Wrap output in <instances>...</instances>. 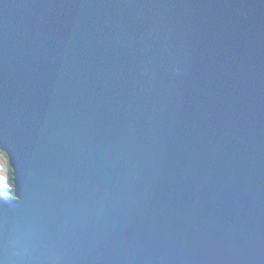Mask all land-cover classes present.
I'll return each mask as SVG.
<instances>
[{"label": "water", "instance_id": "95a60500", "mask_svg": "<svg viewBox=\"0 0 264 264\" xmlns=\"http://www.w3.org/2000/svg\"><path fill=\"white\" fill-rule=\"evenodd\" d=\"M0 264H264V0H0Z\"/></svg>", "mask_w": 264, "mask_h": 264}, {"label": "trees", "instance_id": "16d2710c", "mask_svg": "<svg viewBox=\"0 0 264 264\" xmlns=\"http://www.w3.org/2000/svg\"><path fill=\"white\" fill-rule=\"evenodd\" d=\"M7 168H9L8 164ZM5 169V175L0 176V194L11 198L12 197V176L11 170Z\"/></svg>", "mask_w": 264, "mask_h": 264}, {"label": "snow or ice", "instance_id": "6c2138e0", "mask_svg": "<svg viewBox=\"0 0 264 264\" xmlns=\"http://www.w3.org/2000/svg\"><path fill=\"white\" fill-rule=\"evenodd\" d=\"M7 160V155L3 151H0V161ZM7 168V165L0 164V176L5 175V169ZM8 171H10V168H7Z\"/></svg>", "mask_w": 264, "mask_h": 264}, {"label": "rangeland", "instance_id": "374dc122", "mask_svg": "<svg viewBox=\"0 0 264 264\" xmlns=\"http://www.w3.org/2000/svg\"><path fill=\"white\" fill-rule=\"evenodd\" d=\"M0 164H4V165H6V164H8V163H7V160H5V161H0Z\"/></svg>", "mask_w": 264, "mask_h": 264}]
</instances>
